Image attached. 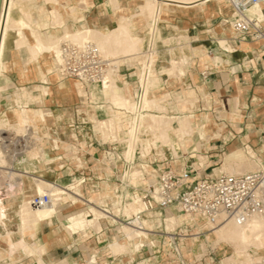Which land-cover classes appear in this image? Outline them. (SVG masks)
Here are the masks:
<instances>
[{"label": "bare ground", "instance_id": "1", "mask_svg": "<svg viewBox=\"0 0 264 264\" xmlns=\"http://www.w3.org/2000/svg\"><path fill=\"white\" fill-rule=\"evenodd\" d=\"M68 1L69 0H64V1L51 0V2L54 3L53 4L54 6L52 8H48L45 7L44 5L37 3L36 1H30V0H0V78L3 72L2 58L4 55V49L6 45V36L9 31L12 30L17 31L16 34L18 33L19 37L14 40V43L17 46L19 45L27 46V48L30 51L29 57L32 59V62L34 60L41 63L42 61L40 62L38 60V58H40L39 54L46 53L48 55V58L42 63V65L43 67L53 69L54 71L57 68H55L53 61L55 60L57 65L61 61L59 49H60V44L63 41L82 42L84 40H92L95 43H97V45L100 47L104 55L107 54L106 56L112 53L113 50L118 51L122 49H123L122 51L127 50L129 52L135 50L134 51L135 53H131L132 56H134L135 54L137 55L141 54L143 57L142 58L143 67L141 73L142 75L140 76L142 77V87L144 90L143 104L141 105V108L148 109L149 107H154L153 105H155V107H157L156 109L159 110L161 109V107L166 105L168 100L164 96H162L163 98L160 99L158 98L154 99L148 96V81L151 75H155L152 70L151 64L155 60V55H156V49L150 48L151 51L149 50L150 51L149 52L148 47L152 43L156 45L158 38L163 39L171 54L170 65L172 66V69L183 72L182 68H179L177 62L181 55L179 57H175L174 55L175 47L176 46L178 47L177 44L180 43L181 41H179V39L177 40L176 37L162 38L160 35L159 21L165 18L169 19L168 15L166 14V11H171L169 8L171 6L192 5L197 2L198 5L204 7L207 1L210 0H142L144 2L136 3L135 5L136 11L132 12L134 14V17L138 14L150 15L149 18L150 20L147 23L148 38L132 32V27L134 26V23L131 25L127 23L130 20L126 19V13L122 15L121 22H116L115 20H113V23L108 30H102L97 27L90 26L88 25V23H86L85 26H83L82 23L79 22L80 19L78 18V16L81 15V13L78 12L77 7L75 5L69 4ZM79 1L84 3V7L87 9L95 5V0H79ZM120 1L121 0H102L101 4L100 3L99 4L106 9L109 8L117 9L122 7ZM130 1L131 0H126V5L123 6L125 7V11H127L130 8L127 6L128 2ZM263 8H264V0L253 6H249L246 10V14L250 17H256L258 19H262L264 16ZM16 9H18L22 13L23 15L22 17L14 16V10ZM30 9H34L37 12L40 20L39 23L42 29L46 30V28H58L59 30L57 31H61V34H58L56 31L57 35L51 36L48 34V32L42 33V31L34 28V26H32L31 23L32 21L30 20L31 18V13L29 12ZM65 15L68 16L67 19L64 18ZM131 17L132 16H129L127 18L131 19ZM69 18L75 20V25L73 27H70V25L68 24ZM25 28L28 29L27 34L24 32ZM180 38L187 39L188 37L187 35L185 36L182 35L180 36ZM256 43L258 45L260 42L256 41ZM140 49L143 50L137 52ZM215 59H217L218 61V57H215ZM14 65H17L16 61L8 64L5 63V69L12 68ZM38 76L40 78L46 79L45 71L41 70L40 72H38ZM53 77L56 79V76ZM120 80L121 79L118 78V74L112 73L109 76V80L105 82V84L96 83L94 85H90L87 88L82 82L77 80L74 81L71 85L68 84L65 85V87L69 91H75L76 94L82 96L85 101L89 102V98H90V103L92 104L93 110L92 112H89L87 114L91 115L92 117L99 114L100 106L102 107V109H104V112L107 115V119L100 121V125H101L100 131L102 137L107 138L110 135H112L115 138H117L119 140V143L116 145H123L122 149L124 152L120 155L127 157L126 159L132 157L134 158L137 157L141 159L142 162L137 166H132V165L137 164V162H140V160L131 159L130 167L126 169L125 175L130 174V176H136L138 174H144V173L146 174V172L149 173L150 175H149L148 183L147 184L144 183L142 187L144 188L147 187L148 184H150L151 179H153L154 176L152 175L153 174L152 169L145 163L144 159L146 157V154L152 149V147L158 146L157 141L163 140L164 143H168L170 149L174 152L175 155L179 154L180 151H182L181 144L179 141H177V143L171 142V136H170L171 129H175L176 132L181 131L183 133L181 138L183 139L185 145H187V147L189 148L188 152L192 153L193 155H196L195 151H199L202 147V142L200 141V139L209 138V135L204 131L205 125L203 124L204 121L203 118H198V123L201 124L200 127H192V125L190 124L191 121L190 117L196 116V114L194 113L187 115V113L180 111L175 115H167L166 113L156 114L152 112H141L140 108L134 102L132 97L124 92V89L121 86L122 80L121 81ZM124 84L126 85V83ZM40 87H43L42 90L44 92L42 93L41 91L39 92ZM58 87L59 88H57V92H60L59 89H62L64 87L63 81L60 82ZM35 89L39 92L38 94L37 93L32 94V92L25 90L23 97L17 91L16 93L19 95H17L15 99V103L20 105L21 100L24 99H26V103H29L30 101L40 102L43 101L42 94L48 96L54 93L52 89H50L48 86L45 85L44 86L36 85ZM186 93L193 94L194 91L189 88L186 91ZM167 97L171 98V94L169 93ZM94 100H96L95 102L96 104L99 103L101 105L94 104ZM117 110L120 112V114L117 113ZM124 110H128V111L137 110L136 119L134 118L132 119V117H130L129 120L128 117L126 118V114ZM254 113H257L256 110H254ZM47 114H49V112L41 108L27 109L25 107H19L18 110H15V116L13 120L8 118L7 115L4 116V118L0 119V125H1L0 167L7 168V170L5 171L8 173V176L10 178L11 176L31 177V179L34 182L35 193L49 192L51 195V203L42 207H35L31 205L30 198L26 196L23 197L20 201L15 199L10 200L8 205L4 206L3 203H1L2 198L0 196V224L3 225L6 230L5 239L11 242L12 241L11 233L14 231V230H9L5 227L6 225L5 221L13 220V218L17 216L19 219L20 234L22 236L28 234L34 238V245L36 247L33 249L34 251L31 254V256L33 255L35 256V259L33 261L34 264H50L45 260L44 252L46 249V245L37 239L38 238L37 233L39 227L43 222H46L50 226H54L55 225L54 218H57L60 221V224L56 226L57 229L61 228L66 234L72 237L75 236L76 239L81 240V243H85L86 240L84 237L85 235H87L86 231L84 230L81 232L79 231L74 232L73 228L63 226L61 222V218L59 217L60 207L63 204L62 201L71 198L72 200L78 203H88V210L91 212L93 216L90 226L97 234H99L103 230V223H102L103 218H105L108 222L110 221L111 223L114 222L116 217L115 222H118L119 223L118 225L121 227L117 228L118 232L114 236V239L106 243L105 247L107 248V250L104 249L105 252L109 251L115 255H130L129 260L136 261L137 252L141 249L142 245L144 244H147L149 251H151L152 253L153 250L155 249L159 250V247L161 249L162 244L160 243V239H159L160 234L157 233L159 231L156 228H162L164 223L167 229L174 228L176 224L180 223L182 220L185 219V217L182 216L181 212H179L180 214L177 215L176 214L177 212L168 209L166 214L163 213L161 214L159 212H155V213L147 212L146 215H141V212L143 210V204L141 202L140 196L134 194H127L124 199L125 204H123V208H124L123 214L124 216H126L124 217L122 215H119L121 209V208L119 209V207H113L111 209V208H106L105 204L102 205H96L94 203L92 204L95 198L94 197H90L88 199L85 198V193L82 190L78 189L77 188L78 186L76 187V189L70 190L61 183H56L54 181H51L45 178L43 175L35 174V172H38V169H36L35 166L28 167L25 165L23 169L13 168L10 166L11 170L10 171L8 170L10 169V167H7V164L6 163L3 164V162L13 161L14 157H7L5 154V150L2 144V140L4 138L1 132L2 127H4V125L15 127L17 128L15 130L23 132L22 135H24L25 137L27 136H30L31 138L36 137V139L42 141L44 137L50 138L51 135L53 136L57 135L58 130H56L54 127H50L46 134L44 133L42 135L40 134L31 135V133L33 132L30 131L31 132L30 133L29 129L30 126H32L37 119H43ZM244 116L245 114L242 113L240 109H238L231 112L230 119L233 121H235L236 119L243 120ZM261 117L263 118L264 115L261 114L259 118ZM128 120L130 121V127L126 128L124 127L123 123L126 122V126H127ZM102 123H105L106 126H102ZM212 125H216V122L212 121ZM142 126L145 127L149 132H151L152 134L151 138H145V136L144 137L142 136L141 133ZM255 127L260 128L261 131H264L263 126L260 127L255 126ZM247 129H248V133H250L249 135L255 137L256 131H254V127H252L250 123H248ZM55 145L58 147V137H53V146ZM33 148L38 149L39 153L35 155V153L33 152L35 156H33V158L30 156L31 158L28 160L31 162L36 160L38 161L41 160L42 162L47 163L42 158V155L44 156V154H46L44 149L41 146H39V144L37 145L32 144V149ZM30 151L31 150L29 151L26 150L25 154L28 155ZM199 157L202 156L199 155ZM223 160L225 161L224 165L220 168V170L222 171H226L229 173H241L247 171V166L245 164L244 165L242 164L244 163L243 161L246 162V155L244 153V150L240 146L238 147L236 146V148H234L232 151L226 153ZM105 163L108 166L109 160H106ZM248 166L249 169H254V168L257 169L261 166H262L261 168H263L262 162L255 160L250 164H248ZM0 170L2 171L1 168ZM140 182H142V179L136 178V183H140ZM8 186L11 187V183H9ZM2 188L3 187H1L0 189ZM1 194L2 191L0 190V195ZM99 194H100L99 197L100 203L101 201L104 202L106 197H109L108 194L101 195V192H99ZM57 195L60 196V201L56 200ZM10 209H12L13 212H11ZM186 217L189 220L195 219L191 215H187V214ZM76 219H77L76 211L70 215H67L68 221H74ZM127 219H130L129 222L125 221ZM205 225H207L206 226L207 228L210 227L207 223H205ZM210 228L211 231H206L205 239H203V241L200 243L202 250L203 248L206 247L205 246L206 240L213 243L215 238L218 241L229 242V244L231 242V244L233 243L237 247L236 253H238L237 255L239 256L238 260L227 257L224 261V264H251V262H253L254 260V258L252 257V252L254 253L256 251L264 249V216H255L243 224H239L235 220L230 219L223 222L219 226L213 227V229L212 227ZM199 233L200 232L192 233L190 234L191 236L190 237L187 236L186 239H188L189 237V239H191L190 242L199 240L201 238ZM211 233L214 234L213 240L211 239V235H210ZM22 243L25 249L26 246L33 244L27 242L24 237H22ZM167 243L168 240L164 242L165 245ZM88 247L93 251V253H96L95 250L97 248L95 246L89 245ZM185 249L186 247L184 246V250ZM151 252L147 256H150L152 254ZM147 258L148 257L146 258L142 257L133 264H147ZM256 261L261 262L263 261V258L257 259ZM59 262H60L59 264H79L77 262L70 263L66 258L60 259Z\"/></svg>", "mask_w": 264, "mask_h": 264}, {"label": "crops", "instance_id": "2", "mask_svg": "<svg viewBox=\"0 0 264 264\" xmlns=\"http://www.w3.org/2000/svg\"><path fill=\"white\" fill-rule=\"evenodd\" d=\"M37 3L48 7L47 4H45V2L43 1H38ZM68 3L71 5H75L78 12L81 13V16L83 15L79 22H86L88 23V25L97 27L102 30H108L112 25L113 20H115L116 22H121L122 15L125 13V7L123 6L118 9L109 10L102 7L100 5V2H97L98 5H96V1L95 5H93L89 9L85 8L84 3L80 2L79 0H69ZM196 4L197 2L189 6H171L169 7L172 12L171 18L162 19V24L160 26V35L162 37L180 38V36L182 35H187L188 38L181 39V42L177 44L178 47H175L174 55L176 56V54H178L177 56L179 57L181 54L186 53L188 55L190 64L185 75H181L179 77L171 76L169 74V69L171 68V54L168 50V47L163 46L165 49L157 48V57L151 64L152 70L155 75H151L148 81L150 89L149 96L152 98L156 97L158 99L163 98L162 96L167 98L168 102L166 103V107L168 113H176L178 110L190 113L192 111L195 112V110L197 111L198 109H200L199 114H203L205 113V111H207V113L211 114V116L213 117L216 125H212V120H210L211 122L206 123L204 131L209 135V138L200 139V141L202 142V146L204 147L206 146L207 142H211L209 151L210 149L223 150L225 148H229V76H232L234 80L235 77L238 76L240 79V83L244 81L248 83L245 87L242 86L243 91L241 93V97L246 96V98L249 99L251 90L250 88L254 84H257V91L255 92L261 96H264V63L262 64L260 62V60H262L264 56L259 51L258 54L261 56V59L257 61V64L253 62V59L249 60L250 55H253V52L260 46V43L258 45L256 44V41H254V43H251L249 42L250 38H246L244 40H239L237 38L236 32L232 29L229 23L225 22L226 19H230L233 13V7L228 1L210 0L207 1L204 7ZM127 6L131 8L134 7V10H136L133 1L128 2ZM29 12L31 13L33 19H39L38 14L34 9H30ZM116 12L119 13L118 18L116 17ZM131 13L132 10H129V15ZM22 16L23 15L20 12L19 16L17 17ZM69 19L68 24L70 25V27H73L75 25V20L72 18ZM36 29L42 31L40 23L39 28ZM57 30L59 29L46 28V32H48V34L51 36H56L57 33L61 34V31ZM132 30L138 35L148 36L147 25L145 28H143L142 26H137L136 23H134ZM14 44L15 43H13L14 49L17 47V55L16 58H14V61L18 62L19 59L22 61V59L25 57L24 53H26V56H30V51L27 46L16 45L15 47ZM22 47L25 49H21ZM39 56L43 57L44 61L48 58V55L46 53H40ZM215 57H218V61L217 59H215ZM142 58L143 57L141 54H135L132 57H130L129 55L124 56L123 60H121V63L123 64V70L119 74L123 83H126L130 86L131 92L129 93V96L131 97H133L138 91V79L141 77L140 75H142L141 73L143 67ZM44 61L35 66L36 73L30 77L23 78V76H21L18 71L14 69L16 70L15 81L20 85L30 82L42 84V80H47V74H52V80H50L48 84H50L54 88V90L52 89L54 93L48 96L42 94L43 102H39V104L45 107L46 103L49 102V105L48 107L41 109L49 112V114L45 115V117L63 116L65 119H67L68 122L71 121L69 123V127H74L73 123L76 120V112L79 111L78 109H75L78 97L76 96L77 94H75L73 91H69L65 87V85L67 84L71 85L69 81L71 78H62L64 87L62 89H59L62 94L57 93V88L59 87L56 86L58 84V79H60L61 77L59 76L58 72H56L57 69L56 71H54L53 69L43 67L42 63ZM251 62H253L252 64H254L255 66L251 65ZM53 64L57 65L56 61H53ZM205 69H208L209 72L208 81H206L202 77V72ZM250 69H252L253 71H250ZM41 70L45 71L46 79L40 78L38 76V72H40ZM53 72H55L56 75H54ZM53 76H56V79ZM173 85L178 86L176 89H172L171 87H173ZM189 88L194 91L193 94H187L182 90H188ZM169 93L171 94V98L167 97ZM170 99L172 102H170ZM88 103H90V98ZM208 103H210L209 106H207ZM20 107L29 109L28 103L26 102ZM184 107L185 109H183ZM117 113L120 114L118 110ZM220 113H223L224 115L221 116ZM100 115H103L104 117L101 118L99 115L93 117L94 121L97 124L100 123V119H104L105 117H107L104 109L102 108H100ZM45 117L43 119H45ZM123 125L126 127V122H124ZM50 127L53 126H49V128ZM54 128L58 130L56 124ZM242 131L243 130L241 129V132ZM53 137H56V135L50 136L49 139L51 141L49 147H42L44 150L49 148V152H47L46 154L49 156V158H51V161L49 163H45L40 160L38 164L44 163L52 165L64 158L63 156L58 155V147L56 145L53 146ZM172 139L173 142L177 143L176 137L173 136ZM244 139L250 140L246 138V134L244 135ZM95 140L96 141L87 139L86 141L87 148H92L87 150L88 158L87 160H85L86 166L84 171L81 172V176L79 177L83 181V183L85 182V184L87 185V190L85 192V198L87 199L90 198L93 193L103 192L100 191L102 189L101 186H103L106 182H109V176H112L115 181L117 178H120L119 175L115 176L111 170L110 174L108 175L107 173H104L101 169H99V164H106L105 161L109 160V158H112V156L110 155L108 157L100 156L101 153L105 151L111 153L109 150H106L107 147H111V144L104 143L103 141L105 140L102 136L100 139L97 138ZM179 142L181 144V148L183 149L182 145H185L183 139L180 138ZM188 151L187 153H189ZM216 155L212 160H210L212 158V155L206 156L207 159L202 163L205 168L204 173H207L206 171L208 169L216 171L215 168H210V165L216 164L220 161V159L216 161ZM27 158L28 157L25 153L20 154L18 155L16 161L23 162L25 164H33V162L29 161ZM65 158L67 160V157ZM49 180L59 183L57 180L56 169L50 168ZM124 182L125 184L119 183V188L117 187L118 191L123 192V194L128 191V193L131 194V187H128L126 185V179L124 180ZM62 185L67 187V184ZM68 201L69 199L64 201L62 207L64 205L66 206ZM84 205L87 207L88 203H79L77 207L73 206V204L70 203L67 205L66 209H69V211H73L81 209L80 207H83ZM54 221V224L56 225L57 218H54ZM55 227L56 226H50L46 222H43L39 227L37 233V239L46 245V249L44 252L45 260L57 259L60 255H62L70 262L77 259V257L81 259L93 253L90 248H87L84 251L78 250L77 252L76 250L78 249V247L74 249V245L70 244V242L73 240V237L66 234L65 232L61 233L57 230V228L55 229ZM13 229L14 231L11 233V238L14 235L13 237L17 240L24 237L27 242H34V238L30 235L26 234L25 236H22L19 233V226H13ZM5 232L6 230L4 226L0 224L1 244H7V241L5 239ZM104 247L105 245L103 247L98 246L95 251L98 253L107 254L108 251L105 252ZM5 251L7 252V250ZM127 258L128 255H124L123 261H127ZM137 259L138 257L136 258V260ZM8 260L9 257L4 256L3 251L0 250V264H8ZM17 263L23 264L22 259H19Z\"/></svg>", "mask_w": 264, "mask_h": 264}, {"label": "rangeland", "instance_id": "3", "mask_svg": "<svg viewBox=\"0 0 264 264\" xmlns=\"http://www.w3.org/2000/svg\"><path fill=\"white\" fill-rule=\"evenodd\" d=\"M30 1H43L45 2V4H47L48 8H52L54 5V3L51 2V0H30ZM64 1V0H62ZM96 3L100 2L102 0H95ZM133 1V4L136 5V3H142L144 1L142 0H131ZM124 3V4H123ZM120 4L122 6L126 5V0H121ZM98 5V4H96ZM184 6H189V5H184ZM134 7H130V9H128L127 11H125L126 13V19L130 20L127 23H129L130 25L133 23H136V25H140L143 28L146 27L148 21L150 20V15L148 14H138L134 17V14L131 13L129 15V10H132V12H135L136 10L133 9ZM112 10L116 9V8H111ZM109 8V10H111ZM118 9V8H117ZM115 12V11H114ZM117 13V12H116ZM20 11L18 9L14 10V16L17 17L19 16ZM118 14L117 13V18H118ZM166 14L168 15V18H171L172 16V12L171 11H166ZM129 16H132L131 19L127 18ZM149 16V17H148ZM83 17V15H79L78 18L81 19ZM148 17V18H147ZM65 19L68 18V16L65 15L64 17ZM148 19V20H147ZM30 20L32 21V26H34V28H39V19H33V17L31 16ZM35 20V21H34ZM162 20L159 21V27L161 26ZM85 23H82L83 26H85ZM17 31L12 30L9 31L7 36H6V45H5V49H4V55L2 58V76L0 78V119L4 118V116H8V118L10 119H14L15 116V110H18L20 106L24 105V103L26 102V99L21 100L20 106L18 104L15 103V98L17 97L16 92L18 91V93L21 94V96L23 97L25 90L32 92V94H38L40 91L44 92L42 89L43 87L39 88V92L35 89L36 85H45L48 86L50 89L54 88L48 84V82L50 80H52V74H47V80H42L43 83L42 84H38L36 82H30L27 84H17L15 81V77H16V70L18 71V73L24 77H30L32 75H34L36 73V67L35 65L37 63H39L38 61H34L32 62V59L29 56H26L22 59V61L19 59L17 62V65H14L12 68H8L4 70V64L5 62L8 63H13L14 62V58H16L17 55V47L16 44L15 45V49L13 46L14 40L16 38L19 37L18 33L16 34ZM24 32L27 34L28 30L25 28ZM46 30L42 29V33H45ZM133 32V30H132ZM134 33V32H133ZM145 33V31H144ZM143 37L148 38V36L145 35H141ZM162 37V36H161ZM162 38H166V37H162ZM179 39V41L181 40V38H177V40ZM251 43H254L253 40L250 39ZM257 44V43H256ZM163 46H166V43L163 41V39H159L157 40L156 45L155 44H150L148 47V51L151 49H156V55L158 53V49L157 48H164ZM21 49H25V48H21ZM165 49V48H164ZM123 50V49H122ZM118 50L115 51L113 50L112 53L108 54V56H112V57H116L119 62L121 63L124 58V55H129L130 57L132 56L131 53H135L133 50L132 52L127 51V50ZM143 49L140 50H136L137 52L141 51ZM151 51V50H150ZM149 51V52H150ZM260 51V46L258 47V49H256L253 52V55H250V59H253V62L255 64H257V61H259V59H261V56L258 54ZM148 52V53H149ZM185 54V55H184ZM107 55V54H106ZM155 55V59L156 56ZM178 54H176L175 57ZM122 57V58H121ZM183 58V60H182ZM31 59V60H30ZM38 60L44 61L43 57L38 58ZM182 60V61H181ZM55 61V60H54ZM179 68H182L183 72L181 71H176L174 69L171 68L169 69V74L171 76H181V75H185L186 71L189 67V58L188 55L186 53L181 54L179 60L177 61ZM253 62H251V65L255 66L254 64H252ZM260 62L263 64L264 63V57L262 58V60H260ZM259 63V62H258ZM55 65V68H57V65ZM16 69V70H14ZM56 71V70H55ZM250 71H253L252 69H250ZM57 72V71H56ZM54 75L55 72H53ZM118 78L121 79L120 74H118ZM70 83L72 84L74 81H77L75 79H70L69 80ZM121 81V80H120ZM60 82H62V78L58 79V84L56 87H58V85L60 84ZM248 83L247 82H242L240 83V79L238 76L235 77V80L232 76H229V148H225L223 150H219V149H213L209 151V147H210V143L211 142H207L206 146H202L201 149L199 151H195L196 155H193L192 153H187L188 151V147L186 145H182L183 149L182 151H180L179 154H177L176 156L179 157L181 156V154L183 153H187V155L190 156V160L192 162H196L195 165L198 166V160L203 163L204 160L207 159V155H212L211 159H213V157L216 155L217 160L220 159V161L216 164L210 165V168L212 169H216L215 170H207V173H215V172H219L220 168L224 165V157L225 154L228 153L229 151H232L234 148H236V146H240L242 147V149L244 150V153L246 155V162L243 161L244 163H242L243 165L245 164L247 166V171L248 170H255L254 169H249L248 164H250L251 162L255 161H260L263 164L264 167V131H261L260 128H257L255 126H263L264 127V117L259 118V116L261 114L264 115V96H261L259 94H257L255 91L256 90V86L257 84H254L250 89V97L249 99L246 98V96L241 97V93L243 91V87L242 86H246ZM250 84V83H249ZM35 86V87H34ZM121 86L124 89V92L126 94L129 95V93L131 92V88L128 84H124L121 81ZM178 85H173V87H171L172 89H176ZM191 89V88H190ZM193 89V88H192ZM34 90V91H33ZM183 92H186L187 90L182 89ZM181 90V91H182ZM195 90V89H194ZM196 91V90H195ZM75 94L76 92L73 91ZM57 93H61V92H57ZM245 93V90H244ZM62 94V93H61ZM78 97V101H77V105H75V109H78L79 111L76 112V120L73 123L74 127H69V123L71 121H67V119H65L63 116H52V117H48L46 116L45 119H37L34 124L32 126H30L29 132H33L31 133V135H36V134H46L49 130V126H53L55 127V124L58 128V134L56 135V137H58V155L59 156H63L64 158L62 160H59L57 163H54L52 165L50 164H38V160H36L35 162H33V164H25V163H21V162H17V161H4L3 164H7V167H13V168H18V169H23V167L26 165L28 167H36V169H38V173H35L37 175H43L45 178L49 179L50 176V168L52 169H56L57 170V180L59 183L61 184H67V188L70 190H74L76 189V187L80 190H82L84 193L87 190V185L85 184V182L83 183L82 180L79 178L81 176V172L84 171L85 169V160H87V150L91 149L92 147L87 148L86 145V141L87 139H91L92 141H96L95 139L97 138H101L102 134L100 131V123L97 124L94 121V118L88 114L89 112H92L93 107L91 103H88V101H85L84 98L82 96H79L78 94L76 95ZM156 98V97H155ZM154 98V99H155ZM43 102V101H40ZM96 100H94V104ZM171 102V100H170ZM99 104V103H97ZM96 104V105H97ZM210 103L207 104V106H209ZM49 102L46 103L45 107H48ZM101 105V104H99ZM195 105V103H194ZM154 107H149V110H152L153 108V112L152 113H156V114H167V115H175L176 113H179L180 111L178 110L176 113H168L167 112V107L166 105H164L163 107H161V109H156L157 107H155V105H153ZM44 106L40 105L39 102L37 101H30L28 103V108L29 109H39V108H45ZM166 107V108H165ZM262 107V108H261ZM100 108H102L100 106ZM15 109V110H14ZM156 109V111H155ZM166 109V110H165ZM182 109V108H180ZM185 109V107L183 108ZM240 109L242 113L245 114L244 118L242 121H239V119H236L235 121L230 119V114L231 112ZM161 110V112H160ZM254 110H256L257 113H254ZM158 111V112H157ZM184 112V111H182ZM225 112V111H224ZM260 112V113H258ZM186 113V112H184ZM194 113L196 114V116L194 117H190L191 121L190 124L192 125V127H199L201 125H199L198 123V118H203V124L206 125L207 122H211L210 120H213V117L211 116V114H208L207 112L203 113V114H199V111L195 112H190L187 113V115ZM101 118L104 117L103 115H100V109H99V114H98ZM221 116H223V113H220ZM78 116H79V120H78ZM256 117V118H255ZM59 118V119H58ZM107 119V117H105L104 119H100V120H105ZM11 120V121H12ZM39 120V121H38ZM85 121V122H83ZM212 123V122H211ZM248 123H250V125L252 127H254V131H256V135L255 137L250 136L248 133V129H247V125ZM261 123V124H258ZM263 123V124H262ZM102 126H106L105 123H102ZM1 127V125H0ZM28 127V126H27ZM125 127V126H124ZM17 128L15 127H11V126H5L2 127V134L4 133V135H22L23 132L15 130ZM241 129L243 130L241 132ZM40 130V131H39ZM241 132L239 133L238 132ZM23 131V130H22ZM247 131V132H246ZM175 132V133H174ZM182 132H176L175 129H171L170 130V136H171V142H173L172 137H176L177 141L180 140L181 136H182ZM246 134V138L250 139V140H246L244 139V135ZM152 134L145 136V138H151ZM144 137V136H143ZM35 141V145L39 144V146L41 147H49L50 146V139L48 137H44L42 141H39L38 139H36V137H33ZM106 141H110L112 143H114L118 154H122L123 151V145H116L119 143V140L117 138H115L114 136L110 135L107 138H103ZM106 150H109L111 153L108 152H102L100 156H104V157H108L109 155L112 156V148L111 147H107ZM36 151V152H35ZM45 153L49 152V148L44 150ZM184 151V152H183ZM35 155L37 153H39L38 149L35 148H31V151L29 152V154L27 155V159H30L31 157L33 158L34 153ZM194 152V153H195ZM209 152V153H208ZM253 152V153H252ZM33 155H32V154ZM7 154V153H6ZM202 157H199V155ZM31 156V157H30ZM134 156V155H133ZM251 156V157H250ZM67 157V160L66 158ZM124 157V156H123ZM249 159H248V158ZM42 158L44 159V161H46L47 163H49L51 161V158H49V156L47 154H44V156L42 155ZM124 157V159L126 161H128L131 164V159H138L140 160V162H137V164H133L132 166H137L138 164H140L142 161L140 158L137 157H132V158H128ZM248 162V164H247ZM9 164V166H8ZM21 166H20V165ZM8 169L9 171L11 170ZM262 167V166H261ZM259 167V168H261ZM1 168V167H0ZM129 167L125 168V165L122 163H119L118 168L116 169V175L118 174L121 178L122 173L126 172V169H128ZM2 171L0 170V188L3 187L2 189H0L2 191V194L0 195L2 198L1 203H3L4 206H7L10 200H18L20 201L23 197H29L30 199L32 198V196L35 193V189H34V182L31 179V177H27V176H20V177H15V176H11V178L8 176V173L5 171L7 170V168H1ZM4 169V170H3ZM41 169V170H40ZM99 169H101L104 173H107L108 175L110 174V170L112 171V169L106 165V164H99ZM258 169V168H257ZM114 173V172H113ZM145 174V173H144ZM144 174H138L136 176H130V174L125 175L124 176L126 179H129L131 181H133L134 183H136V178L138 179H142V182L140 183H136V185L138 187H143L144 183L147 184L148 183V179L149 176H145ZM115 175V173H114ZM145 176V177H144ZM144 177V178H142ZM14 178V179H13ZM73 178V180H72ZM110 180L109 182H106L103 186H101V190L103 191L101 192V195L104 194H108L109 197L105 198V201H101L100 203V194L99 192L97 193H93L91 195V197L95 198V202L93 201L92 204H96V205H102L105 204L106 208H113V207H119L120 209V214L124 216L123 212H124V208H123V204H125V197L126 194H123V192L118 191L117 187L119 188V183L120 181H115L114 178H112V176H109ZM23 179V180H22ZM68 179V180H67ZM20 180V181H19ZM11 183V187L8 186V184ZM104 188V189H103ZM117 189V190H116ZM77 191V190H75ZM99 194V195H98ZM113 198V199H112ZM69 201L67 202V205L72 203L73 206L79 205L78 202L72 200L71 198H68ZM71 199V200H70ZM56 200L60 201V196H56ZM66 201V200H64ZM64 201H62V203H64ZM67 205L65 206H61L60 207V213H59V217L61 218V222L63 224V226L65 227H69V228H73L74 232H81V231H86L87 235H85V243H81V240L76 239L75 236L73 237V240L70 242V244L74 245V249L78 247V249L76 250L78 252V250L84 251L85 249L89 248L88 246H95L96 248H98V246L103 247L104 245H106V243H108V241H112L114 239V236L117 234L118 230L117 228L121 227L119 226L118 222H115L116 217L114 222L110 221L108 222L105 218L102 219V223H103V230L97 234L94 232L93 228L90 226L91 224V220H92V214L91 212L88 210V206L86 207L85 205L83 207H80L81 209H77V210H73V211H69V209L67 208ZM11 212H13L12 209H10ZM76 211L77 214V219L74 221H68L67 220V215H70L72 213H74ZM176 212V211H174ZM177 215L180 214L179 212L176 213ZM118 215V216H119ZM182 216L185 217L184 220H182L180 222V224L182 225V228L184 230V232H186L188 234V236L190 237L192 233L195 232H200V229H204L207 228L205 225V221L199 220L197 223L193 224V222H191L187 217L186 214L182 213ZM126 217V216H124ZM122 218V217H121ZM123 219V218H122ZM11 221V222H9ZM6 225L5 227L9 230H14L13 226H19V219L18 217H14L13 220H6L5 221ZM89 223V225H88ZM114 223V224H113ZM60 224V221L57 219L56 221V225ZM179 224V223H178ZM87 225V226H86ZM166 225L164 223L163 227L164 228ZM88 228V229H87ZM56 229V227H55ZM58 231H62L61 233H63V229L59 228L57 229ZM19 233H20V227H19ZM211 239H214V234L211 233ZM14 236V235H13ZM12 236V241L8 242L7 244H1L0 243V250L3 251V255L4 256H8L9 260H8V264H18L17 261L19 259H22V263L23 264H33V261L35 259V256H31L32 252L34 251L33 249L36 247L34 245V242H32V245H28L26 246V249L24 247V245H22V238L20 239H15ZM92 236V237H91ZM186 239L185 240V256H186V261L189 264H196L195 261V255H202L203 253L201 252V246L200 243L203 241V239H205L204 237H201L199 240H195L193 242H190L191 239ZM21 242V243H20ZM197 243V244H196ZM162 244V243H161ZM160 244V245H161ZM209 244H213L212 246H216L215 251L218 254V258L217 260H221V264H224L225 259L228 258H234L236 260H238L239 256L237 255V247L235 246V244H229V242L226 241H218L216 238L214 239L213 243H211L210 241L206 240L205 242V248H203V252H207L209 249L208 245ZM236 247V248H235ZM105 250H107L106 247H104ZM236 249V250H235ZM7 250V252L5 251ZM161 250V251H160ZM155 251H160L162 253L163 256V260L162 263L166 264L169 257H171V255H173L172 252H170L171 250L168 248V246L166 245H161V249L159 247L158 249H155ZM151 251H149V249L147 248V250H144L142 252H138L137 253V257L138 259H140L139 257L144 256V255H149V253ZM236 254H235V253ZM152 253V252H151ZM10 255V256H9ZM62 255H60L57 259H46V262L50 263V264H59V260L63 259L65 257H63ZM77 257V256H76ZM130 255H128L127 260H129ZM252 257L254 258L253 262H251V264H255V263H259V264H264V249H261L259 251L256 252H252ZM263 258V261L258 262L256 261L257 259H261ZM217 260L214 263L211 264H218ZM223 261V263H222ZM75 262H80L79 257H77V259L70 261V263H75ZM126 263V261H123V264ZM161 263V264H162Z\"/></svg>", "mask_w": 264, "mask_h": 264}, {"label": "built area", "instance_id": "4", "mask_svg": "<svg viewBox=\"0 0 264 264\" xmlns=\"http://www.w3.org/2000/svg\"><path fill=\"white\" fill-rule=\"evenodd\" d=\"M226 1L233 7V13L230 19H226L225 22L229 23L239 40L250 38L253 41H259L260 53L264 56V16L262 19H258L246 14L249 6H253L262 0ZM59 54L61 57V61L57 65L59 76L63 79L79 80L87 88L96 83L105 84L112 73L119 74L123 70V64L119 63L116 57L104 55L97 43L92 40L63 41L60 44ZM202 77L206 81L209 80L208 69L202 72ZM143 96L142 77H140L138 79V91L132 99L141 112H153V110L141 108ZM124 111L126 118L128 117L129 120L130 117L136 119L137 110ZM129 120L126 128L130 127ZM141 133L142 136L151 134L143 126ZM2 136L4 137L2 144L5 154L7 153V157H14L13 161H16L18 155L24 154L26 150H31L32 144H35V141L32 140L34 138L30 136L4 135V133ZM103 142L111 144L113 155L112 158H109L108 167L112 169L115 176H118L115 171L119 163L124 164L125 168L130 167V163L118 154L114 143L106 140ZM157 144L158 146L152 147L144 159L145 163L152 169V175H154L147 187H138L134 182L126 179L124 177L125 172L122 173L121 178L116 179L123 184H125L124 180L126 179V185L131 187V194L140 196L143 204L141 215H146L147 212L166 214L167 210L170 209L191 215L195 218L194 220L190 219L193 224L199 220L205 221L212 229L230 219L243 224L255 216H264V167L241 173H229L222 170L215 173H204L205 168L199 159H197L199 164L196 166V162H192L187 153L177 157L168 143L159 140ZM149 175L146 172V176ZM125 194H129L128 191ZM30 202L35 207H42L51 203V195L49 192L35 193ZM129 220L125 221L129 222ZM182 225L176 224L172 229H167L166 226L156 228L159 231L157 233L160 234V243L163 245L168 240L166 246L173 253L166 264H189L186 261L184 250L188 234L184 232ZM210 227L200 229V236L205 238L206 231H211ZM208 247L207 252H203L200 247L203 254L194 256L196 264H211L217 260L216 246L209 244ZM147 248V244H144L138 252L147 250ZM160 251L153 250L150 256L144 255L139 258L148 257L147 264H161L163 256ZM123 257L124 255H115L109 251L107 254L96 252L81 258L78 263L123 264ZM136 261L127 260L125 264H133ZM217 262L221 264V260H217Z\"/></svg>", "mask_w": 264, "mask_h": 264}]
</instances>
